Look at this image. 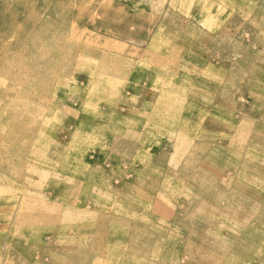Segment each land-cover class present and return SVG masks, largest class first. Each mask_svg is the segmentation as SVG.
<instances>
[{"label":"rangeland","instance_id":"1","mask_svg":"<svg viewBox=\"0 0 264 264\" xmlns=\"http://www.w3.org/2000/svg\"><path fill=\"white\" fill-rule=\"evenodd\" d=\"M0 145V264H264V0H0Z\"/></svg>","mask_w":264,"mask_h":264},{"label":"bare ground","instance_id":"2","mask_svg":"<svg viewBox=\"0 0 264 264\" xmlns=\"http://www.w3.org/2000/svg\"><path fill=\"white\" fill-rule=\"evenodd\" d=\"M100 57H101V55H100ZM99 57V58H100ZM80 61V63L82 64V65H90V61H88L87 59H83V60H79ZM100 61V60H99ZM97 65H99V64H97ZM89 68H91V67H89ZM95 68L96 67H92L91 68V70H92V72L93 73H95ZM102 68V67H101ZM52 70V69H51ZM100 70V69H99ZM54 72V71H53ZM140 72V71H139ZM55 73V72H54ZM99 75H100V78L103 76L102 74H100L99 73ZM56 76V75H55ZM59 78V77H58ZM10 83V82H9ZM92 83L90 82V85H91ZM73 86V85H72ZM129 86H130V84H129ZM87 87V86H86ZM82 88V87H81ZM130 89V88H129ZM140 89V88H139ZM138 89V90H139ZM77 90V89H76ZM127 90V89H126ZM131 91H133V90H131ZM81 93V92H80ZM135 93V92H134ZM132 95V94H131ZM159 101L156 103V106H155V110H162V109H165V108H167V107H169V106H172V102H174V101H176V100H174V96H170L168 93H166V92H164L163 94H162V96H159ZM177 103V102H176ZM6 105H8V104H6ZM87 110V109H86ZM82 112H83V110H82ZM129 113V112H128ZM102 115V114H101ZM131 115V114H130ZM136 115V114H135ZM143 115V114H142ZM137 116V115H136ZM142 117V116H141ZM151 118H152V115L150 116ZM99 118V117H98ZM102 118V117H101ZM145 118V117H144ZM147 118H149V117H147ZM151 118H149V119H151ZM153 118H154V116H153ZM147 120L148 122L150 121V120ZM147 123V122H146ZM151 123V122H150ZM90 126V125H89ZM150 126V125H149ZM160 126H162V125H160ZM180 127H181V125H179ZM88 128V127H87ZM145 128V127H144ZM147 128V127H146ZM152 128V127H151ZM77 129V128H76ZM90 130V129H89ZM181 130V129H180ZM40 131V130H39ZM76 131V130H75ZM94 131V130H93ZM78 132V131H77ZM83 133H85V132H83ZM136 133V132H135ZM169 134H170V132H168ZM87 134V133H86ZM138 134V133H137ZM141 134V133H140ZM78 135V134H77ZM132 135H134V134H132ZM144 135V134H143ZM139 136V135H138ZM153 136V135H152ZM53 137V136H52ZM75 137H76V135H75ZM133 137H135V136H133ZM55 138V137H54ZM91 138H93V136H91ZM90 136L89 137H85L84 139H83V141H84V143H87L88 141H90ZM107 138V137H106ZM109 138V137H108ZM176 138H178V137H176ZM66 139V138H65ZM134 139V138H133ZM136 139V138H135ZM128 140H129V138H128ZM138 140V139H137ZM178 140H181L180 139V137H179V139ZM133 142H135V141H133ZM6 143V142H5ZM54 143V142H53ZM63 143V142H62ZM136 143V142H135ZM24 144V143H23ZM64 144V143H63ZM179 144V143H178ZM1 145H5L4 143H2ZM0 145V147L2 148V146ZM25 145V144H24ZM182 145H183V143H182ZM185 146V145H184ZM183 146V147H184ZM81 146H79V148H80ZM5 148V147H4ZM58 148V147H57ZM71 148V147H70ZM78 148V149H79ZM87 148V147H86ZM6 149V148H5ZM176 149H178L177 147H175V149H174V154L175 155H179L178 153H179V151H181V150H176ZM51 151V150H50ZM76 151V150H75ZM82 151H83V149H82ZM92 151V150H91ZM23 152V151H22ZM55 152V151H54ZM72 152V151H71ZM80 152V151H79ZM85 152V151H84ZM93 152V151H92ZM73 153V152H72ZM75 153V152H74ZM78 153V152H77ZM86 153V152H85ZM17 154V153H16ZM21 154V153H20ZM82 154V153H81ZM88 154V153H87ZM19 156V155H18ZM63 157V156H62ZM66 157V156H65ZM175 157V156H174ZM173 157V158H174ZM10 158V157H9ZM13 158V157H12ZM12 158H10L9 160H10V162H6L8 165H12V163H14V160L12 159ZM18 158V157H17ZM135 158V157H134ZM133 158V159H134ZM176 158V157H175ZM172 159V158H171ZM170 159V160H171ZM173 160V159H172ZM5 162V161H4ZM3 163L2 162H0V187H2V186H4L5 185V183H7V181H6V178L3 176V171L2 170H4L3 169V165H2ZM44 164V163H43ZM131 164H133V163H131ZM76 165H77V163H76ZM26 166V165H25ZM84 166V165H83ZM58 167V166H57ZM85 167V166H84ZM146 167V166H145ZM60 168V167H59ZM58 168V169H59ZM61 169V168H60ZM6 171V170H5ZM62 171V170H61ZM152 171H155V170H152ZM89 172H92L91 170L89 171ZM117 172V171H116ZM64 173V172H63ZM151 173V172H150ZM23 174H24V172H23ZM59 175V174H58ZM61 176V175H60ZM54 180V179H53ZM48 181V180H47ZM56 181H57V187L59 188V189H61V190H65V185L64 184H62L61 182H60V180H59V178H58V176H57V179H56ZM68 181V180H67ZM89 181V180H88ZM54 182V181H53ZM74 182V181H73ZM80 183V182H79ZM102 183V182H101ZM46 184V186H47V182L45 183ZM83 184V183H82ZM85 184V183H84ZM89 184V183H88ZM87 184V185H88ZM8 185V184H7ZM21 185V184H20ZM86 185V184H85ZM91 185V184H90ZM242 185V184H241ZM5 187H6V185H5ZM22 187V186H21ZM25 187V186H24ZM53 187V186H52ZM70 187V186H69ZM91 188V187H90ZM24 189V188H23ZM26 189H28V187H26ZM57 189V188H56ZM14 190H19V188H17V187H14ZM50 190V189H49ZM71 190V189H70ZM87 190V189H86ZM98 190V189H97ZM154 190V189H153ZM66 191V190H65ZM83 191V190H82ZM156 191V190H155ZM155 191H153V192H155ZM172 191V190H171ZM52 192V191H51ZM109 192V191H108ZM167 192V191H166ZM169 192V191H168ZM23 193V192H22ZM41 193V192H40ZM87 194H88V192H86ZM101 193V192H100ZM160 193V192H159ZM161 193H162V191H161ZM173 193V192H172ZM171 193V194H172ZM254 193V192H253ZM255 194H256V191H255ZM41 195V194H40ZM164 195H165V193H164ZM170 195V194H169ZM19 196V195H18ZM83 196V195H82ZM102 196V195H101ZM167 196V195H166ZM9 197V196H8ZM40 197V196H39ZM38 197V198H39ZM169 197V196H168ZM46 198V197H45ZM101 198V197H100ZM131 198V197H130ZM17 199V197L15 196L14 197V200H16ZM21 199V198H20ZM43 199V198H42ZM120 198H118V200H119ZM65 200V199H64ZM111 200V199H110ZM125 200V199H124ZM130 200V199H129ZM137 200V199H136ZM57 201V200H56ZM55 201V202H56ZM120 201V200H119ZM8 202H9V200H8ZM106 202V201H105ZM115 202V201H114ZM125 202H126V200H125ZM130 202V201H129ZM17 203V202H16ZM15 203V204H16ZM19 204L21 203V202H18ZM62 203L64 204V202L62 201ZM76 203V202H75ZM74 203V204H75ZM138 203V202H137ZM130 204V203H129ZM135 204V203H134ZM172 204V203H171ZM9 205H11V204H9ZM18 205V204H17ZM118 205V204H117ZM124 205H126V204H124ZM3 206H8V203L6 202V203H4L3 204ZM63 206V205H62ZM65 206V205H64ZM115 206V205H114ZM127 206V205H126ZM140 206V205H139ZM137 208V207H136ZM7 209V208H6ZM24 210V209H23ZM74 210V209H73ZM79 210V209H78ZM8 212H9V210H7ZM112 211V210H111ZM136 211H139V210H137L136 209ZM8 212H7V214H8ZM117 212V211H116ZM176 212V211H175ZM15 214V213H14ZM120 214V213H119ZM12 215V214H11ZM115 215V214H114ZM2 216L3 217H5L6 216V214L4 215V214H2ZM10 216V215H9ZM1 217V216H0ZM130 217V216H129ZM6 218L7 217H5V218H2L1 219V222L2 221H7L6 220ZM13 218V217H12ZM17 219V218H16ZM12 221V220H11ZM11 221H9V222H11ZM34 222V221H33ZM10 224V223H9ZM1 225V224H0ZM124 225V224H123ZM12 226V225H11ZM158 226V225H157ZM49 227V226H48ZM51 227V226H50ZM120 227V226H119ZM118 227V228H119ZM153 227H155V226H153ZM2 228V227H1ZM23 228V227H22ZM58 228V227H57ZM34 229V228H33ZM53 229V228H52ZM146 229H148V228H146ZM145 230V229H144ZM53 231V230H52ZM58 231V230H57ZM149 231V230H148ZM54 232H56V231H54ZM80 232V231H79ZM78 232V233H79ZM151 232V231H150ZM168 232V231H167ZM171 232V231H170ZM10 233H11V231H10ZM57 233V232H56ZM5 234V233H4ZM58 234V233H57ZM61 235L62 234H60V237H61ZM79 235V234H78ZM84 235V234H83ZM5 236V235H4ZM18 236V235H17ZM21 237V236H20ZM168 237V236H167ZM12 238V237H11ZM15 238V237H14ZM67 239V238H66ZM65 239V240H66ZM170 239V238H169ZM19 240H21V239H19ZM64 240V241H65ZM3 241V240H2ZM60 241V240H59ZM66 243V242H65ZM39 244V243H38ZM26 245V244H25ZM24 246V245H23ZM32 247V246H31ZM45 247V246H44ZM80 247V246H79ZM82 247V246H81ZM51 248V247H50ZM55 248V247H54ZM49 249V248H48ZM58 249V248H57ZM80 249V248H79ZM86 249V248H85ZM29 250V249H28ZM46 250V249H45ZM55 252H56V250H54ZM6 252H8V250L6 251ZM44 252V251H43ZM76 252V251H75ZM75 252H74V254H75ZM77 253V252H76ZM84 253V252H83ZM77 254H79V253H77ZM81 254V253H80ZM55 255V254H54ZM39 256V255H38ZM49 256V255H48ZM51 256V255H50ZM83 256V255H82ZM2 257V256H1ZM6 258V257H5ZM40 258H41V256H40ZM67 258V257H66ZM85 258H86V256H85ZM216 259V258H215ZM3 260V259H2ZM69 261L71 260V259H68ZM83 259H81V261H82ZM86 260V259H85ZM41 261V260H40ZM50 261V260H49ZM48 261V262H49ZM6 262V261H5ZM66 262V261H65ZM87 262V261H86ZM179 263V262H178ZM15 264V263H14ZM61 264V263H60ZM83 264V263H82ZM217 264V263H216Z\"/></svg>","mask_w":264,"mask_h":264}]
</instances>
